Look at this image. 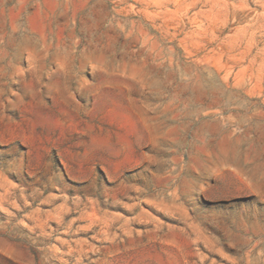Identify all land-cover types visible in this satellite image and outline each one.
<instances>
[{"label":"rangeland","instance_id":"1","mask_svg":"<svg viewBox=\"0 0 264 264\" xmlns=\"http://www.w3.org/2000/svg\"><path fill=\"white\" fill-rule=\"evenodd\" d=\"M0 264H264V0H0Z\"/></svg>","mask_w":264,"mask_h":264}]
</instances>
